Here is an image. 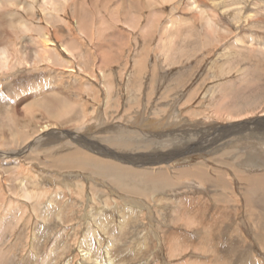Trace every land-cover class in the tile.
<instances>
[{"label": "rangeland", "instance_id": "1", "mask_svg": "<svg viewBox=\"0 0 264 264\" xmlns=\"http://www.w3.org/2000/svg\"><path fill=\"white\" fill-rule=\"evenodd\" d=\"M126 1L94 7L92 36L65 17L72 68L0 73V264H264V0H196L225 31L189 0ZM79 154L100 166L62 163Z\"/></svg>", "mask_w": 264, "mask_h": 264}, {"label": "bare ground", "instance_id": "2", "mask_svg": "<svg viewBox=\"0 0 264 264\" xmlns=\"http://www.w3.org/2000/svg\"><path fill=\"white\" fill-rule=\"evenodd\" d=\"M108 1L109 0H67L66 1L67 2L66 3L67 8H65V7L62 8V6L60 5V0H0V73H3V72L5 73V71H7V70L16 71L17 69H23L25 67H30L32 65H36L37 63H41L44 61L52 63L55 66L66 65V66L72 68V66L70 64L64 63L66 61L61 56V50L64 49L69 54H72L75 56V54L78 51H80V49H81L80 45L81 44H79L76 41V39H75L76 42L72 41V40L71 41L68 40L69 38L65 39V35L63 36L62 34L59 33L60 31H63L66 34V30L64 31L63 29L66 28L70 31V28H72L70 26L69 22L65 19V17L70 16L71 19L75 20V22L77 24V30L82 36L83 35L92 36L94 34L92 31L95 28V26H97L98 24H102V22L105 24V21H106L105 15L103 14V16H102L103 18H102L101 13L99 15L100 19H99V21H97L95 18L97 16H94L92 14V10L94 9V7H98L97 4H99L101 2H102V5L104 7H107ZM144 1H145L144 7L151 6V5H154V7H155L158 4L163 5L166 3H173L174 2V0H160V1H157L158 2V4H157L153 0H151V1L150 0H147V1L144 0ZM126 2H129V0ZM218 2H221V1L213 0V3H215V4H218ZM122 3H124V2H122ZM122 3H120V6L123 7L122 9H124V11H123L124 15H125V17H127L128 16L127 15L128 11L126 10L127 7L125 8ZM129 4H131V3H129ZM63 5H65V4H63ZM139 5H140V3H139ZM219 5H220V3H219ZM88 6L92 8V9H90L91 11H88ZM133 6L138 7V3H134V4L132 3L131 7H133ZM225 6H226V4H225ZM187 7L191 11L196 10V12L202 16V19L204 20L203 22L207 25L206 26L207 31L210 29L211 30L214 29L216 31L227 30L226 26H224V27L220 26L221 24L219 25V23L216 22V19L213 18V15H211V13H212L211 11L214 12L213 9H210V12H211L210 13L208 10L209 8L208 9L202 8L201 3H199V2L196 3V0H189L187 3ZM99 12H101V11H99ZM62 14H63V16H62ZM151 14L152 15L149 16V23H154L155 18L158 20V18L161 17L162 13L160 14L158 12L157 13L151 12ZM249 16H250V14H249ZM249 16L247 18H249ZM177 19L176 18H174V20L170 19L168 21V23H165L163 26L161 33L163 35L167 33V36L169 37V40L168 39L167 40L169 42H171L176 37L175 35L177 34V31L176 32L170 31L169 29L170 28L173 29V27H174V29L177 30L175 27H178V24L181 22V21H178ZM130 20H132V19H130ZM146 24H145V26H146ZM53 31L56 35V39H54V37L52 36ZM69 31H68V33H69ZM216 33H218V32H216ZM104 38H105V36H104ZM64 40H67V41H64ZM252 40H253V38H250L244 43V40H241L239 38L240 44L239 43L236 44L239 48H235V46L233 44H231L230 47L235 48L234 50L241 51L240 48L245 47V46L247 48V44H250ZM58 41L61 42V45L63 47L62 49H60L61 46L59 45ZM165 41H166V39H165ZM166 42H164V43H166ZM255 42H256V46H257V48H256L257 51L256 50L255 51L264 54V42L261 41L260 39H256ZM255 42H254V44H255ZM172 46H174V45H172ZM239 53H241V52H239ZM19 55H21V56L23 55V58L20 57ZM8 84H10V81ZM40 91H42V90H40ZM57 117H58V115H57ZM59 118H58V120H60ZM50 119H52V118H50ZM48 129H50V127L48 124H46L45 130H48ZM85 154H87V153H85ZM70 158H72V161L75 160V161L80 162L78 164L79 167L84 166V165H82L83 163L81 164V162H86V163L92 162V163H94V165L100 166L99 165L100 161L98 162L97 159L91 160L90 158H88L87 155L80 156V154H79V156L66 155V157L64 159L62 158L63 159L62 163L64 165H66V164L71 165L69 163V162H72ZM84 160H86V161H84ZM102 162L103 161H101V165L103 167H101V168H103L104 170L106 169V170L111 171V173H113V175L116 174L120 177V179L124 178L125 181L127 180V182H128V179H131V177H132V178H134V180L140 179V180H144V181H148V182H149V178H150L151 181H153L156 185H159V186L162 185L163 183L165 184L164 181L166 180V178L164 176L163 171H161V170L156 171V174H154V171H151L148 169H133L130 167L120 168V167L116 166V164H112L111 161H108V162L104 161V163H102ZM98 166H96V167H98ZM99 168L100 167H98V171H99ZM103 169H101V171ZM114 170H116V171H114ZM151 176H152V178H151ZM117 178L115 180H117ZM125 181H122V180L118 181L117 180V182L115 184H117V186L122 187V189H124V190L126 188L125 191H128L129 193H132V192L134 193L135 190H131L132 188L128 189L124 185ZM129 183H131V182H129ZM132 183H133V181H132ZM168 183H169V180H168ZM127 186H129V185H127ZM135 189L138 190L139 188H135ZM135 193H137V192H135Z\"/></svg>", "mask_w": 264, "mask_h": 264}]
</instances>
